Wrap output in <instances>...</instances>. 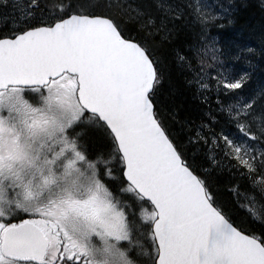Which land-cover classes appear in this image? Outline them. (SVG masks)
Instances as JSON below:
<instances>
[{"label": "snow or ice", "instance_id": "1", "mask_svg": "<svg viewBox=\"0 0 264 264\" xmlns=\"http://www.w3.org/2000/svg\"><path fill=\"white\" fill-rule=\"evenodd\" d=\"M90 7L45 18L39 0H0V264H264V88L242 97L247 73L228 71L217 40L185 50L177 29L189 9L202 34L219 18L169 0ZM158 39L209 104L189 127L201 165L164 119ZM225 169L244 220L215 190Z\"/></svg>", "mask_w": 264, "mask_h": 264}, {"label": "trees", "instance_id": "2", "mask_svg": "<svg viewBox=\"0 0 264 264\" xmlns=\"http://www.w3.org/2000/svg\"><path fill=\"white\" fill-rule=\"evenodd\" d=\"M45 13L58 10L53 5L63 3L71 4L82 10H93L90 5L96 4L102 7H96L95 11H106L107 5L115 4L117 0H39ZM120 2H125L120 0ZM127 3L135 4L138 0H126ZM172 4L186 6L190 3L202 5V11L206 14L217 16V22L209 26L202 34V28L196 17L191 14L189 9L177 25L181 31V39L187 41L185 50L191 45L206 44L211 45L212 40H217L215 47L221 51L217 56L221 62L229 65L228 71L235 76L247 73L246 84L240 90L242 97L258 93L264 88V6L261 0H169ZM29 4V0L27 1ZM53 5H52V4ZM229 6H231L229 8ZM111 11L118 14L115 8ZM227 13V14H226ZM5 23L0 19V25ZM0 27V30H3ZM260 30V31H259ZM158 44V55L161 60V71L163 74V84L160 89V100L163 104L164 119L167 122L170 131L178 143L184 146L189 161L194 165L204 163L203 156L199 148L188 144L189 127L193 124H199L204 114L208 111L209 104H205L195 89L189 87L186 83V76L189 75L186 68H182L179 62H174L170 55L172 51L171 43L160 42ZM215 75V72H212ZM223 99V98H221ZM210 106L214 111H218L217 99L213 92L210 96ZM221 126L226 130L227 125L221 121ZM221 129L217 128L219 132ZM227 164V161H224ZM219 179L215 183V190L221 201L232 212L238 220H244L245 208L243 204L248 203L244 198L245 190L241 189L242 197L237 202L234 192H231L234 186L227 180V170L223 174H218ZM240 183L241 181H237ZM246 193L247 197L255 196L259 199L258 190H251ZM259 207V205H255Z\"/></svg>", "mask_w": 264, "mask_h": 264}, {"label": "rangeland", "instance_id": "3", "mask_svg": "<svg viewBox=\"0 0 264 264\" xmlns=\"http://www.w3.org/2000/svg\"><path fill=\"white\" fill-rule=\"evenodd\" d=\"M50 1H54V0H50ZM125 1V0H124ZM17 3L19 5L20 9H27L28 8V3H26V5H24V1L23 0H17ZM37 17L40 16L39 13H36ZM45 18H47V14H45ZM264 30V29H262ZM260 31V30H259ZM84 134V139L82 141V143L88 148V150L92 153H97V152H104L107 150L106 148V144L104 142V140L102 139V137L99 135V133L90 130V129H82L81 130ZM116 176H119V172L117 171ZM115 188H118V184L114 186ZM137 234V233H136ZM139 248H135L133 250V252L131 253V255L133 256V258H137V259H142L143 257H139L138 256V251Z\"/></svg>", "mask_w": 264, "mask_h": 264}, {"label": "bare ground", "instance_id": "4", "mask_svg": "<svg viewBox=\"0 0 264 264\" xmlns=\"http://www.w3.org/2000/svg\"><path fill=\"white\" fill-rule=\"evenodd\" d=\"M55 12V11H54Z\"/></svg>", "mask_w": 264, "mask_h": 264}, {"label": "flooded vegetation", "instance_id": "5", "mask_svg": "<svg viewBox=\"0 0 264 264\" xmlns=\"http://www.w3.org/2000/svg\"><path fill=\"white\" fill-rule=\"evenodd\" d=\"M146 250V249H145Z\"/></svg>", "mask_w": 264, "mask_h": 264}]
</instances>
